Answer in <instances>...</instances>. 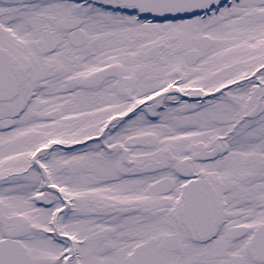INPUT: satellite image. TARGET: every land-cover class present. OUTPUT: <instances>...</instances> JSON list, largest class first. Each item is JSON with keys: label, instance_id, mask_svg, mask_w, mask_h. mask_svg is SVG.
<instances>
[{"label": "snow or ice", "instance_id": "1", "mask_svg": "<svg viewBox=\"0 0 264 264\" xmlns=\"http://www.w3.org/2000/svg\"><path fill=\"white\" fill-rule=\"evenodd\" d=\"M0 264H264V0H0Z\"/></svg>", "mask_w": 264, "mask_h": 264}]
</instances>
